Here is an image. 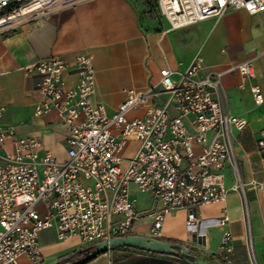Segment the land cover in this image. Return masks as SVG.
<instances>
[{
	"label": "built area",
	"instance_id": "obj_1",
	"mask_svg": "<svg viewBox=\"0 0 264 264\" xmlns=\"http://www.w3.org/2000/svg\"><path fill=\"white\" fill-rule=\"evenodd\" d=\"M75 1L0 0V33ZM156 3L172 28L219 19L230 9L264 12V0ZM66 66L62 56L50 55L19 67L39 74L40 98L34 114L55 110L65 126V160L48 151L39 154L42 143L37 138L16 136L15 127L3 123L5 107L0 105V264H15L21 254L37 255L38 233L44 229H54L59 240L76 236L92 244L132 234L135 223L149 216L148 236L163 240L165 216L179 208L188 209L186 225L201 236V222L193 208L226 201V164L234 172L233 189L241 194L247 214L232 131L245 128L248 120L226 109L222 71L209 69L201 76L204 59L196 54L178 79L165 67L157 83L148 88H124V100L107 114L100 104L91 103L95 86L91 55L75 56L77 81L72 86L63 76ZM234 67L247 82L255 77L251 61ZM248 90L256 105H264L258 84L249 83ZM140 110L141 114L129 115ZM259 133L258 144L264 148V128ZM131 139L139 145L125 156ZM194 146L200 150L195 152ZM136 192L150 194L154 206L139 211ZM227 221L223 209L211 223ZM221 243L232 249L230 231L223 232ZM246 246L251 264H258L248 221Z\"/></svg>",
	"mask_w": 264,
	"mask_h": 264
},
{
	"label": "crops",
	"instance_id": "obj_2",
	"mask_svg": "<svg viewBox=\"0 0 264 264\" xmlns=\"http://www.w3.org/2000/svg\"><path fill=\"white\" fill-rule=\"evenodd\" d=\"M251 19L264 22V12L250 14L243 9H230L219 19L187 25L189 35L184 36L180 29L186 25L170 27L159 14L157 3L153 11L147 0H77L57 5L47 15L30 18L0 33V105L5 107L2 121L13 125L18 137L39 139L42 143L39 154L48 151L56 159L65 160L68 148L65 126L55 110L34 114L35 103L40 98L39 74L20 66L31 65L38 58L60 55L67 63L63 72L65 82L72 86L77 81L75 56L89 53L95 73L91 103L100 104L107 114H112L125 98L124 88H148L157 83L159 72L165 67L178 79L193 57L200 54L205 64L200 75L209 69L222 71L226 109L231 115L248 120L245 128L232 131L247 214L241 194L233 189L234 172L226 164L223 169L229 190L226 201L193 208L203 235L188 229V209L179 208L165 216L163 240L185 245L207 264H251L246 246L248 221L256 260L264 264V148L258 144L259 131L264 128V105H256L248 90V84L255 83L264 92V34H250ZM253 30L257 33L259 28ZM244 60L251 61L254 68L255 77L250 82L234 67ZM138 113L142 110L129 115ZM136 144L137 140L131 139L125 151ZM199 150L194 146L195 152ZM135 196L139 211L146 212L154 206L150 194L136 192ZM223 209L227 223H211L222 215ZM150 221L147 216L135 223L132 234L148 236ZM227 230L232 235L231 250L221 243ZM88 245L76 236L59 240L54 229H44L38 233L37 255L21 254L15 264H59L68 253ZM81 264L188 263L166 253L112 246Z\"/></svg>",
	"mask_w": 264,
	"mask_h": 264
},
{
	"label": "water",
	"instance_id": "obj_3",
	"mask_svg": "<svg viewBox=\"0 0 264 264\" xmlns=\"http://www.w3.org/2000/svg\"><path fill=\"white\" fill-rule=\"evenodd\" d=\"M112 246H129L143 250L166 253L175 256L177 258H180L181 260L187 262L188 264H207L199 256L191 254L189 249L185 245H182L177 242L160 240L140 234L116 236L99 241L94 244L92 251L88 253L86 256L65 264H81L87 259L97 254L98 252H101Z\"/></svg>",
	"mask_w": 264,
	"mask_h": 264
},
{
	"label": "rangeland",
	"instance_id": "obj_4",
	"mask_svg": "<svg viewBox=\"0 0 264 264\" xmlns=\"http://www.w3.org/2000/svg\"><path fill=\"white\" fill-rule=\"evenodd\" d=\"M147 2H148V4H150L151 10L155 11L156 0H147ZM227 25H228V23H226V27H227ZM253 27H258L259 31L257 33H255V31L253 30ZM189 28L190 27L186 25V27H183L182 29H180L181 32L184 34V36L189 35L188 31H187V30H189ZM248 30L252 36H256V34H264V22L254 21L253 19H251V21L248 24ZM258 47H260V46L258 45ZM138 145H139V142L137 141L136 146H129L127 151L124 152L125 156L132 155L134 153V151L137 149Z\"/></svg>",
	"mask_w": 264,
	"mask_h": 264
},
{
	"label": "trees",
	"instance_id": "obj_5",
	"mask_svg": "<svg viewBox=\"0 0 264 264\" xmlns=\"http://www.w3.org/2000/svg\"><path fill=\"white\" fill-rule=\"evenodd\" d=\"M94 244L95 243H92L84 248L73 250L72 252L68 253L59 264H65L83 258L92 251Z\"/></svg>",
	"mask_w": 264,
	"mask_h": 264
}]
</instances>
